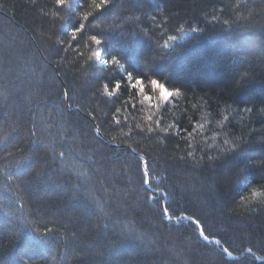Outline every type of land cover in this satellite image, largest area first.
Listing matches in <instances>:
<instances>
[{"label": "trees", "instance_id": "16d2710c", "mask_svg": "<svg viewBox=\"0 0 264 264\" xmlns=\"http://www.w3.org/2000/svg\"><path fill=\"white\" fill-rule=\"evenodd\" d=\"M0 264H264V0H0Z\"/></svg>", "mask_w": 264, "mask_h": 264}, {"label": "snow or ice", "instance_id": "6c2138e0", "mask_svg": "<svg viewBox=\"0 0 264 264\" xmlns=\"http://www.w3.org/2000/svg\"><path fill=\"white\" fill-rule=\"evenodd\" d=\"M65 2H66V0H56V3L58 4V5H64L65 4ZM85 19H87V17H85ZM83 25H79V27H77V26H73V31H72V36L75 38L76 37V34L78 33V32H80L82 29H83ZM92 39L96 42V44L97 45H101L102 44V41L100 40V39H98L96 36H93L92 37ZM102 52L101 51H97L96 53H95V56L97 57V59H99L101 56H102ZM136 83L137 84H139V83H141V81L140 80H137L136 81ZM152 84L153 85H157L158 87H160L161 89H162V93H163V98L165 99V100H167L168 98H169V96L171 95V93H169L168 91H167V89H165L164 88V86L163 85H160L159 83H158V81H156V80H153L152 81ZM249 111H251V109H248ZM118 122V121H117ZM145 176H147V169H146V171H145ZM144 184H148L149 183V181L147 180V179H144ZM253 194L255 195L256 194V192H255V190H253ZM164 215L165 216H167V215H169V211H168V208L167 207H165L164 208ZM188 219H191V218H188ZM195 223L197 224V226H199V222L198 221H195ZM201 236L203 237V239L205 240V241H207L208 239H209V237L207 236V235H204V231H203V229H201ZM216 243H219V241H216ZM225 251H227V249H225ZM250 251V250H249Z\"/></svg>", "mask_w": 264, "mask_h": 264}]
</instances>
